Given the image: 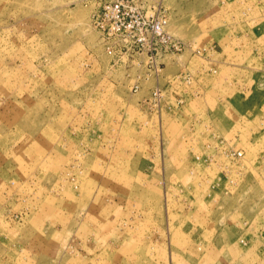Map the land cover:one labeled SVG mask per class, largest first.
<instances>
[{"label":"rangeland","instance_id":"obj_1","mask_svg":"<svg viewBox=\"0 0 264 264\" xmlns=\"http://www.w3.org/2000/svg\"><path fill=\"white\" fill-rule=\"evenodd\" d=\"M0 264H264V0H0Z\"/></svg>","mask_w":264,"mask_h":264}]
</instances>
